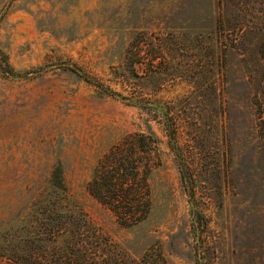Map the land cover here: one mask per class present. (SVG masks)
<instances>
[{
    "label": "rangeland",
    "instance_id": "obj_1",
    "mask_svg": "<svg viewBox=\"0 0 264 264\" xmlns=\"http://www.w3.org/2000/svg\"><path fill=\"white\" fill-rule=\"evenodd\" d=\"M137 35L163 39L158 74L134 63ZM0 57L21 74L43 67L0 71V264L35 258L34 208L51 198L58 163L70 204L133 259L160 246L174 264H196L190 197L161 118L101 96L76 66L123 96L170 105L215 264H264V0H0ZM148 129L161 139L154 209L123 226L88 184L110 145Z\"/></svg>",
    "mask_w": 264,
    "mask_h": 264
},
{
    "label": "trees",
    "instance_id": "obj_2",
    "mask_svg": "<svg viewBox=\"0 0 264 264\" xmlns=\"http://www.w3.org/2000/svg\"><path fill=\"white\" fill-rule=\"evenodd\" d=\"M8 4L5 5V9ZM162 42V38H158ZM153 35H137L131 43L134 63L145 64L148 74H158L159 66L154 60L164 58L161 46ZM76 66V65H75ZM43 67L35 69L40 73ZM0 71L7 76L22 77L9 62L0 57ZM78 77L96 87L101 96L119 97L130 105L151 109L155 118H161L168 145L175 154L185 190L191 203V234L196 245V264H215L217 241L213 235L211 218L204 213L196 194V178L178 145V123L170 105H151L143 99L133 100L113 90L80 67L70 69ZM138 76V73H134ZM151 74V75H152ZM161 139L147 131L124 135L110 145L98 158L88 184L90 194L109 209L123 226H136L146 221L154 209L152 180L155 169L162 164ZM51 198L37 201L35 212L39 216V233L36 235L35 258L23 264H174L160 246L148 249L139 259H133L116 241L101 229L92 225L73 204H70L64 169L58 163L51 174ZM63 239V243L60 239Z\"/></svg>",
    "mask_w": 264,
    "mask_h": 264
}]
</instances>
